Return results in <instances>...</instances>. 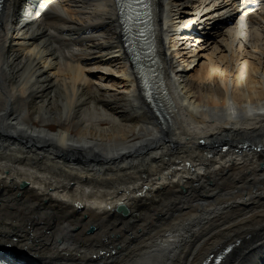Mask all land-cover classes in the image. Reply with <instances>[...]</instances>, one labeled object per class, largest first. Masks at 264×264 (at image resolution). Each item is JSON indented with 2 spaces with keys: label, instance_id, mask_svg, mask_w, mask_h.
<instances>
[{
  "label": "bare ground",
  "instance_id": "bare-ground-1",
  "mask_svg": "<svg viewBox=\"0 0 264 264\" xmlns=\"http://www.w3.org/2000/svg\"><path fill=\"white\" fill-rule=\"evenodd\" d=\"M60 1L0 2V251L264 264V0H152L150 100L115 0Z\"/></svg>",
  "mask_w": 264,
  "mask_h": 264
},
{
  "label": "snow or ice",
  "instance_id": "snow-or-ice-1",
  "mask_svg": "<svg viewBox=\"0 0 264 264\" xmlns=\"http://www.w3.org/2000/svg\"><path fill=\"white\" fill-rule=\"evenodd\" d=\"M115 3L118 7L121 8H134L136 5H143L145 0H115ZM151 85L148 83L147 80L144 81V95L149 96L151 95L149 88Z\"/></svg>",
  "mask_w": 264,
  "mask_h": 264
},
{
  "label": "rangeland",
  "instance_id": "rangeland-1",
  "mask_svg": "<svg viewBox=\"0 0 264 264\" xmlns=\"http://www.w3.org/2000/svg\"><path fill=\"white\" fill-rule=\"evenodd\" d=\"M59 2H61L62 3V1H60V0H58ZM62 6H63V3L61 4ZM65 10H67V8H64ZM263 10H262V8H259V9H254L252 12L254 13V14H256L257 16H259L260 14H261V12H262ZM249 13V18H250V16L253 14V13ZM252 17V16H251ZM260 24H261V26H264V21H262V20H260ZM200 33V32H199ZM199 33H193L192 34V39L193 38H195V37H199L200 36V34ZM193 41H195L194 39H193ZM158 123V122H157ZM159 124V123H158ZM160 125V124H159ZM228 150V149H227ZM227 150H224V152H226ZM237 152V151H236ZM195 167L197 166V164H195L194 165ZM8 184H10V183H8ZM9 186V185H8ZM111 215L112 214H110V217H111ZM239 243H241V242H239Z\"/></svg>",
  "mask_w": 264,
  "mask_h": 264
}]
</instances>
